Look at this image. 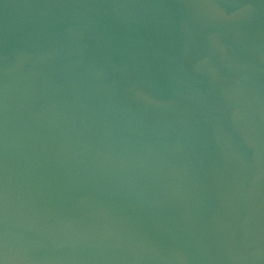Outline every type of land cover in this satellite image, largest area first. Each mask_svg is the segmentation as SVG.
Listing matches in <instances>:
<instances>
[{"label":"water","instance_id":"1","mask_svg":"<svg viewBox=\"0 0 264 264\" xmlns=\"http://www.w3.org/2000/svg\"><path fill=\"white\" fill-rule=\"evenodd\" d=\"M0 264H264V0H0Z\"/></svg>","mask_w":264,"mask_h":264}]
</instances>
